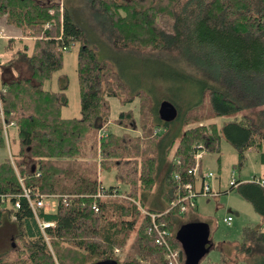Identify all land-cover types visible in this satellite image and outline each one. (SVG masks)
Returning a JSON list of instances; mask_svg holds the SVG:
<instances>
[{"label":"trees","instance_id":"16d2710c","mask_svg":"<svg viewBox=\"0 0 264 264\" xmlns=\"http://www.w3.org/2000/svg\"><path fill=\"white\" fill-rule=\"evenodd\" d=\"M89 6L103 20L112 42L110 50L129 53L137 62L141 57L149 61L151 51L175 49L183 55L185 50L182 59L173 58V66L191 71L188 79L200 88L201 100L177 116L181 125L177 131L171 118L162 117L164 100L160 104L149 92L132 91L112 63L98 59L85 30L63 0H0V16L24 37L35 40L33 54L19 51L17 58L25 59L31 76L2 83L7 89L2 95L3 113L6 123L13 122L18 129L20 151L14 157L15 167L10 159L0 162V195L11 196L9 203L0 206V231L11 221L17 233L11 249L0 253V264H168L165 250L149 233L150 214L161 215L159 219L167 223L169 240L180 251L183 264L185 254L173 230L175 220L185 214L170 211V205L181 195L187 172L195 166V146L202 143L208 152H219L224 137L237 149L242 163L246 151L264 141V0H89ZM76 44L81 116L66 119L62 113L69 104L68 86L51 91L45 83L62 70L64 49L70 51ZM109 98L122 104L139 99L140 107L142 98L147 100L148 120L142 129L149 134L164 130L163 135L156 133V157L139 164L142 144L128 133L121 137L109 131ZM201 109L207 110L206 118L196 112ZM237 115L240 120L225 124L221 133L215 123L200 124ZM132 118L123 112L116 123L126 128L124 124ZM133 125L132 129L138 128ZM182 127H187L183 134ZM106 128L109 133L104 137ZM3 132L0 118V147L4 146ZM133 140L135 152L130 146ZM170 154V168L155 197L164 195L167 203L154 200L153 208L145 210L150 214L142 215L125 200L130 197L146 207ZM98 164L115 175L123 191L102 185ZM175 173L184 180L175 181ZM19 178L37 195L57 196L56 211L44 207L34 213ZM238 183L225 193L237 190L264 222V189ZM102 187L122 192L125 199L96 198ZM62 196L70 197L68 206ZM95 203L98 212L93 209ZM40 221L55 226L44 233ZM243 238L241 250L247 259L242 264H264V231L248 228ZM130 239V250L120 260L115 250L124 249Z\"/></svg>","mask_w":264,"mask_h":264},{"label":"rangeland","instance_id":"374dc122","mask_svg":"<svg viewBox=\"0 0 264 264\" xmlns=\"http://www.w3.org/2000/svg\"><path fill=\"white\" fill-rule=\"evenodd\" d=\"M69 7V11L73 16V19L78 23L86 32L87 37L90 40L91 47L96 50L98 59L100 61H107L115 66V70L121 77L122 81L132 91H146L149 92L152 97L159 103L160 100H164L169 105L177 108V115L183 114L185 110L191 106L197 105L201 100V90L193 81L189 80L188 77L191 71H188L183 66L174 67L173 58L184 56L181 51L172 50L171 52H156L151 51L153 55L149 61L141 59L137 62L135 58H130V54H121L118 51L110 50L111 39L106 33L105 27L103 26V20L96 17L89 6V0H63ZM0 31L4 38L0 39V87L2 86L3 79V68L10 73L14 79H23L31 76L29 66L24 58L16 59L18 52H26L28 56L33 54L34 41H27L29 49L24 50L22 45L14 44L10 47V39L20 34V29L9 24L5 17L0 16ZM22 33V31H21ZM23 35V34H22ZM7 47L9 54L7 53ZM79 44H76L71 48L70 51L64 55V64L62 70L56 73L51 81L45 83V88L51 91L63 90L64 86H68L65 94L68 99V106L64 109V117L66 119L79 118L81 116V105H80V89L78 80V66H77V55H78ZM13 51L15 55H12ZM142 53V52H141ZM156 58L158 60H156ZM16 59V60H14ZM155 59V60H154ZM11 63H16L17 68H7ZM193 73V72H192ZM63 76V77H62ZM62 78H65L62 81ZM4 80V79H3ZM11 81V80H10ZM110 106V122L109 131L114 132L117 136L124 137L125 133L131 135L134 140H138L139 144H142L143 150L142 155L138 158L139 164L146 161L150 156L156 157L157 150L155 145L157 142V135H163L164 130L156 129V133L149 134L142 129L145 118L147 119L148 107L146 105L147 100L142 98V107H140V101L137 99L132 104H122L119 99L109 98L107 99ZM175 105H174V104ZM161 104V103H160ZM189 107L187 108V106ZM131 113L134 118L128 120L124 127L117 125V121L120 119L121 114ZM201 114L202 118H206L207 110L201 109L196 111ZM236 116L231 117H217L218 124L222 120H233ZM241 115H238V119ZM173 119L175 128L180 127V123ZM148 120V119H147ZM210 122L200 123L201 125H208ZM133 122L137 124L138 128H134ZM214 122V121H213ZM200 124H196L198 126ZM141 126V128H139ZM194 126V127H195ZM223 126V123L220 127ZM187 127L181 128V134ZM179 128L177 129V131ZM104 137L109 133L108 128L104 130ZM4 146L0 147V162H5L7 159L14 156H18L20 151V139L18 129L15 126L9 127L7 135L3 132ZM132 141L130 146L135 152L137 144ZM177 145V143H176ZM176 147V146H175ZM174 147V149H175ZM174 151V150H173ZM172 151V152H173ZM135 155V154H134ZM203 161L205 172H212L215 176L209 180V184L212 187L214 193H218L217 197H198L196 199L197 209H190L183 216L185 222H192L199 225L193 227V232L189 233V237L184 239L183 251L186 256L183 260V264H242L247 259L244 256L241 248L244 244V234L248 228H252L256 232L264 231L263 218L254 209L253 205L248 202L237 190L230 191L225 194L224 191L229 190L230 182L233 179V173L235 172V178L242 179L245 182L253 181L255 178H260L264 174V168L260 162V153L256 150H251L247 154L245 163H239L237 149L228 143L224 138L220 140V151L219 152H208L203 151ZM172 154L169 155V161L172 159ZM70 158H74L71 157ZM100 164L101 153L99 158H96ZM134 159V158H132ZM244 163V164H243ZM98 164L99 178L102 185L105 187L114 186L119 187V183L115 180V175L110 174L102 170ZM141 174L138 175V178ZM163 179V171L160 170L157 176V184L154 187L151 196V201H147L146 207H142L139 201L132 198L125 200L129 205H136L143 215L142 210L147 208H153L151 202L154 200H161L162 203L166 204L167 199L162 198L155 199L158 194V189ZM264 179V178H262ZM201 186V181L197 183V187ZM123 188V186H120ZM120 191V188H118ZM124 189L127 187L124 186ZM120 194H123L122 192ZM57 196H52L45 200L47 211L55 212L57 208ZM125 198H120L123 201ZM148 210V209H147ZM232 217L234 219L231 225L225 222V219ZM179 219V220H182ZM174 222V234L183 225L182 221ZM183 232V231H182ZM16 228L12 225L11 221H6L2 230L0 231V253H4L11 249V244L16 240ZM49 241V240H47ZM181 242V241H180ZM133 243V239H130L124 249H116L119 252L115 254L120 257V260L124 259L125 254L130 250ZM208 252V253H207ZM181 263V261H180Z\"/></svg>","mask_w":264,"mask_h":264},{"label":"built area","instance_id":"2783aa9c","mask_svg":"<svg viewBox=\"0 0 264 264\" xmlns=\"http://www.w3.org/2000/svg\"><path fill=\"white\" fill-rule=\"evenodd\" d=\"M2 38H4V37L0 31V39H2ZM64 50H65V52L68 51L67 48H65ZM6 92H7V89H5L1 86L0 87V118H1L2 123H3L5 135H7V131L9 129V127H11V126L15 127L16 126L15 123L12 122V123L8 124V123H6V120H5V115H4L3 109H2V95L6 94ZM195 149H196L195 166H194V168L190 169L187 172V175H186L187 181H186V183H184L181 186L182 187L181 195H179V197L171 203L170 211H178L180 214H185L190 209H195L197 207L196 199L198 197H201V196H203V197H217L219 195L218 193L213 192L212 187L208 182L215 175L212 172H202L201 168H200L201 167V161L203 160L202 154H203V151L206 150L204 145L202 143H198L195 146ZM9 159L11 160L12 164L15 167L13 156ZM178 162L179 161H177V163ZM37 176L39 177V176H41V174L38 173ZM235 176H236V174L234 172L233 173V179L230 182V187L231 186L237 187L239 185V183H238L239 181H237ZM19 179H20L21 184L23 185V178H19ZM174 179L178 183L182 182V180H184L183 176L180 173H175ZM199 181H201V186L198 188L197 183ZM249 183L256 184V185H258L264 189V179H262V178H255L253 181H250ZM23 196H24V198H26L29 201L30 207L32 208V210L36 214H37V210L46 207L45 200L48 197H46L44 195H37V194H35V191L33 189L26 188L24 185H23ZM62 197H63L62 198L63 204L65 206H68V204H69L68 198H70V197L69 196H62ZM96 198H125V196L121 195L116 190H113L112 192H110V191H108V189H105L104 187H102L100 189V191L98 192V194L96 195ZM10 201H11L10 195H0V206L1 207H4ZM15 207H16V209L20 208V203L18 201H16ZM93 209L96 212L99 211V207H98L97 203L94 204ZM142 212H143V214H147V215L150 214L145 210H142ZM150 216L152 219V225L149 229V233L153 232V234L155 236L156 243L165 250L166 260H167L168 264H181L180 263L181 253L179 250H176L172 246V244L169 240V238L171 236V232L168 229L167 223H165L159 219L161 217V215L150 214ZM225 222L228 225H231V222H233V218L228 217L227 219H225ZM39 225L41 227V230L45 233L46 229L54 227L55 223L54 222L40 221ZM116 252H119V250H116ZM143 264H146V263H143Z\"/></svg>","mask_w":264,"mask_h":264},{"label":"crops","instance_id":"0c3cea01","mask_svg":"<svg viewBox=\"0 0 264 264\" xmlns=\"http://www.w3.org/2000/svg\"><path fill=\"white\" fill-rule=\"evenodd\" d=\"M14 41L13 42V45L14 44H17V42L18 41H21V42H18V44L19 45H22L23 46V48H24V50H28L29 49V44L27 43V41H34L33 39H31V38H27V37H24L23 35H22V33H21V31H20V34L18 35V36H15L14 38H12V39H10V41ZM25 46H27V48H25ZM8 47H10V45H8ZM8 47H7V53L9 52V49H8ZM21 51V50H20ZM12 52V55L11 56H13V55H15V53L13 52V51H11ZM28 52V51H27ZM19 53V52H18ZM9 54V53H8ZM17 59V58H16ZM16 59H14V60H16ZM17 64L16 63H11L10 65H8L7 66V68H12V69H16L17 68V66H16ZM1 69V68H0ZM4 69H6V68H3V79H2V81L3 82H9L10 80H14V78H13V75H12V71L10 70V73H8L9 72V70L8 71H6V70H4ZM63 77V76H62ZM64 109H65V107L63 108V117H64ZM229 118V117H231V116H226V118ZM233 117V116H232ZM65 118V117H64ZM240 120V118L238 119V115L236 116V117H234V119L233 120H222V122L220 123V124H218V119H215V120H213L212 121V123H215L217 126H218V129H219V132L221 133L222 132V128H223V126L225 125V124H227V123H230V122H235V121H239ZM223 123V126L222 127H220V125ZM222 138H224V137H222ZM259 145H261V148L259 149ZM251 150H256V151H258L259 153H260V162H261V164H262V166H263V168H264V160H263V157H262V155L264 154V141H260V143H255V144H253V146L252 147H250L247 151H246V154H245V159H244V163H245V160H246V156H247V154L251 151ZM13 158H14V156H13ZM171 161V160H170ZM170 161H169V159H167V160H165L164 162H163V164H162V166H161V168H160V170H162L163 171V179H162V181L164 180V177H165V175H166V173L168 172V170H169V168H170V165H171V163H170ZM243 163V164H244ZM201 171L202 172H205V170H204V161L202 160L201 161ZM260 178H264V174L262 175V176H260ZM237 181H242V182H244V183H249V182H245V181H243L242 179L240 180V179H238ZM228 191V190H227ZM226 191H224V193H225ZM229 193V192H228ZM225 194H227V193H225ZM150 198H151V196H150ZM149 198V200H148V202L149 201H151V199ZM151 204H152V202H151ZM163 207H165V206H163L162 205V207H159V208H163ZM197 209V207L193 210V211H195ZM180 219H182V218H180ZM178 220L179 219H176L175 220V222L177 221L178 222ZM179 221H182V223H183V225L178 229V231L175 233V235H177V239H178V234L180 233V232H184L185 234H184V236L185 237H189V233L190 232H193V227H198L199 228V225L198 224H195V226L193 225L194 223H192V222H185L183 219L182 220H179ZM233 221H234V219H233ZM176 222V223H177ZM262 225L264 226V222L262 223ZM187 233V234H186ZM181 243V242H180ZM181 245H182V243H181ZM182 250H183V246H182ZM184 252V251H183ZM208 253V252H207ZM185 254V253H184ZM185 261H186V256H185Z\"/></svg>","mask_w":264,"mask_h":264},{"label":"water","instance_id":"95a60500","mask_svg":"<svg viewBox=\"0 0 264 264\" xmlns=\"http://www.w3.org/2000/svg\"><path fill=\"white\" fill-rule=\"evenodd\" d=\"M162 108H164L166 110L165 115L162 114V117L163 118H166L167 117V118H171L173 120L175 117H177L176 116L177 115V109L174 106L169 105V104L166 103V104H163L162 105ZM161 110L163 111V109H161ZM184 234H185L184 232H180L178 234V240L181 241L182 246H183L184 239L187 238V237L184 236ZM102 264H113V263H110L109 262V263H102Z\"/></svg>","mask_w":264,"mask_h":264},{"label":"flooded vegetation","instance_id":"af4514ba","mask_svg":"<svg viewBox=\"0 0 264 264\" xmlns=\"http://www.w3.org/2000/svg\"><path fill=\"white\" fill-rule=\"evenodd\" d=\"M162 109H163V111L161 110V112H162L163 115H165L166 110L164 108H162Z\"/></svg>","mask_w":264,"mask_h":264},{"label":"bare ground","instance_id":"6f19581e","mask_svg":"<svg viewBox=\"0 0 264 264\" xmlns=\"http://www.w3.org/2000/svg\"><path fill=\"white\" fill-rule=\"evenodd\" d=\"M62 200V199H61ZM65 206V205H64ZM171 240V239H170ZM171 242V241H170ZM177 250V249H176Z\"/></svg>","mask_w":264,"mask_h":264}]
</instances>
